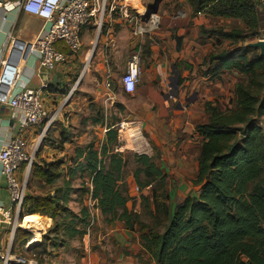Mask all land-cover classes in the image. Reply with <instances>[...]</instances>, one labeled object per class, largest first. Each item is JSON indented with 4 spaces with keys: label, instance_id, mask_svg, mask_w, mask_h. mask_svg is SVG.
Returning a JSON list of instances; mask_svg holds the SVG:
<instances>
[{
    "label": "trees",
    "instance_id": "1",
    "mask_svg": "<svg viewBox=\"0 0 264 264\" xmlns=\"http://www.w3.org/2000/svg\"><path fill=\"white\" fill-rule=\"evenodd\" d=\"M186 1L192 16L243 25L242 29L211 32L218 41L228 42L229 48L213 52L205 60L208 66L219 64L207 75L217 79L224 72L239 73L244 80L235 85L233 110L223 112L206 103L208 122L196 127L203 139L198 176L193 182L199 188L198 196H189L173 208L167 194L168 176L152 156L136 155L133 178L154 221L152 227L143 223L139 213L129 208L124 159L108 153L110 145L123 139L116 125L108 127L102 152L94 145L76 151V160L81 161L75 173L87 176L91 188L86 194L105 223L120 222L127 231L139 232L143 251L156 264H264V57L250 47L260 38L264 1ZM61 164L46 169L34 162L31 172L36 181L54 187L62 178ZM30 187L29 183L27 192ZM68 188L65 184L63 192L58 189L53 195L26 198L23 216L39 215L54 221L36 249L47 250L48 242L55 249L62 245L59 239H83L88 234L91 215L86 208L79 215L68 208ZM26 237L27 243L32 236L27 233Z\"/></svg>",
    "mask_w": 264,
    "mask_h": 264
},
{
    "label": "crops",
    "instance_id": "2",
    "mask_svg": "<svg viewBox=\"0 0 264 264\" xmlns=\"http://www.w3.org/2000/svg\"><path fill=\"white\" fill-rule=\"evenodd\" d=\"M141 1L145 4L146 1L150 3L147 7L149 8L154 7L157 0H154L153 3H151L153 0ZM165 1L169 0L160 1L158 12L161 13V10L166 9V7H164ZM182 5L184 10L182 8L180 10ZM172 7L173 9H179V16L183 15L186 18L189 13L190 17L186 18V20L183 18L182 20H177L175 18H169L166 14L167 12L164 11L167 23L162 29H160L163 20L161 15L159 28L155 31V33L145 35L143 37H135L131 25H129V23L122 18V15L120 14L122 18L120 20L112 18V14L106 17L107 19L105 20L103 26V28H105L104 31L101 30L102 32H98V30H95V38L97 42L95 47H93L94 49L89 51V53H91V57L89 63L90 65L88 66L90 69V80L92 84L85 89H82L86 91V93H89L91 95L90 97L93 98V101L90 102V104L93 103L97 105V107H108L115 99V94L113 92L120 93L121 91V93L128 95L122 88L121 80H119L118 88L114 86V84L112 85L109 81L110 67L111 65H121V60L125 57V65L127 68L128 60L135 49L142 54L143 73L145 79L141 91L144 95H147L152 91H156V89L159 91L175 90L178 93L177 98L179 102H189L191 98L188 96L184 98L183 96L185 91L198 90V92H200L201 101L203 100L207 102V100L209 101V99H211L209 94L210 82L208 81V78H204L203 74L200 76L199 72L200 70H205V66H207L206 70L208 71L211 67L214 68L219 64L215 62L212 66H208V64L205 65V60H207L213 53V47L209 44V42L204 40L206 38L202 35V26L195 28V24H193L197 21L195 19L198 17H208L202 15L192 16L191 7L186 0H177V4H174ZM169 8H171V6H169ZM262 20L264 21V18H262ZM187 26H192L194 28H188ZM92 28L94 29L96 27L89 26L83 31V48L92 42ZM115 28H117V30ZM46 30L47 24L40 18L30 16L19 10L10 9L7 11L0 9V74L1 63L5 59H7L10 66L19 63L21 60L22 74L19 82L11 91L12 95L17 94L24 89L37 90L43 84H47L49 86V89L44 91L42 96L50 112H53L59 108V106L61 107L58 121L48 130V133L39 146L38 143L42 132V126L23 132L22 136L27 139L28 150L31 153L34 152L38 146L35 154L36 164L40 161L41 164L38 165L42 166L43 163L46 162L49 167V165H55L58 163L60 161L59 159L63 157L64 160H62L63 162L59 168V170L62 171L65 169V163L69 161V165H71L72 168H66V171H72V176L68 175L66 177V184L70 186V178L76 176L77 174L79 175V172L75 173V171L77 170L78 162L81 160H76L75 153L77 148H85L82 146V141L85 139L82 137L85 135L81 134V130L83 129V124L87 121V118L84 119V117H86V111L88 110L89 104L82 98H74L70 102L64 103V97L67 93L66 89L71 87L73 76L77 73L76 70L78 69V66L76 59L78 57L76 56V58L72 56L67 50H64L63 47L60 48L64 50L67 56L66 63L51 71V77L48 83H44L39 76L40 65L38 58L31 54L30 47L33 43L45 35ZM146 63L148 64V69H146ZM226 75L228 76L229 73H222L219 78H217L219 82L226 83ZM108 82H110V87H107ZM191 93L193 94L194 92ZM195 95L196 94H193L194 98L196 97ZM193 97L192 99H194ZM158 104L161 106L164 104L169 106L171 102L165 99H160ZM130 118L131 117L128 119ZM94 121L96 124H99L98 120ZM108 127L105 131L103 130L105 133L103 136L104 144H106V133L108 132ZM16 131L17 122L13 118L12 110L8 107L0 105V149L4 148L9 143ZM79 140L82 143H78L77 141ZM73 162L75 164H73ZM23 176L24 171L22 170L20 177L22 178ZM83 179L84 181H89L86 177ZM32 180L29 178L31 187L27 192V197L40 196L41 194L33 191V187H35V185H33ZM42 184L44 185L43 182ZM47 187L50 188L52 186ZM69 199H72L71 196ZM184 200L185 198H183L180 203ZM9 203L10 197L7 191V183L5 178L2 176L0 166V206L7 207L9 206ZM70 210L79 215V212H77L75 208H70ZM90 215L94 214L91 213ZM97 215H101V212L98 209ZM26 218H29L32 223H36L35 221L38 223L40 221L44 226V231H49L50 228L54 226V221L47 217L33 215L26 216ZM103 230L100 234L103 233L106 236L107 233V238L110 237L115 242L117 247L121 246L124 248L125 239L127 240L131 237L129 231L127 232L124 225L120 222H114L111 224L105 223ZM27 233L28 232L21 230L17 232L16 240L11 250L13 258H38L36 257V253L40 251V249H36L37 251L35 252L34 248H26ZM89 234L81 239L83 247L75 244L74 249L67 250V252L72 255L71 261L73 264H125L123 255L119 254L114 257V255H112L111 248L108 249L109 256H107V252L105 250H103L101 257L93 254L87 245L88 240L91 238ZM78 239L79 238H76L70 241H74L76 243L78 242ZM9 240V228L2 226L0 228V247L3 251H6ZM60 247H62V245ZM94 257L98 258L100 262H97ZM11 264L16 263L12 262ZM152 264L156 263L153 262Z\"/></svg>",
    "mask_w": 264,
    "mask_h": 264
},
{
    "label": "rangeland",
    "instance_id": "3",
    "mask_svg": "<svg viewBox=\"0 0 264 264\" xmlns=\"http://www.w3.org/2000/svg\"><path fill=\"white\" fill-rule=\"evenodd\" d=\"M118 1L121 2L122 0ZM153 2L154 0L151 3ZM128 3L132 6V12H134L135 9L143 16L142 18L146 16L148 12L147 7L150 3L146 1L145 4L141 0H129ZM111 4L112 0H108L105 20L107 19L106 17L109 16V8ZM174 4H177V0L165 1L164 7H166V9L161 10V13L157 12L159 17L161 15L163 17L160 29H162L167 23L164 11L167 12L166 14L169 18H175L177 20H182V18L186 20V18L190 17L189 13L186 18L183 15L179 16V9H173L172 7ZM169 6H171V8H169ZM181 8L183 9V5L180 7V10ZM263 14L262 8L260 9V16L262 17ZM111 17L120 20L122 19L120 11L115 12ZM195 20V23H193L195 24L194 27L198 28L199 26H202L201 32L206 38L204 40L209 42V44L213 47L212 52H216L218 54L228 49L229 43L222 39L218 41V37L214 35L212 36L213 33L211 32L232 31L243 28V25L240 22L233 20H214L202 17H198ZM261 25L260 38L258 41L264 40L263 20L261 21ZM187 27L192 29L194 28L192 26ZM115 29L117 30V28ZM95 30H97V28H92V42L84 46L82 52L77 56L78 58L76 57V63L78 66V69L76 70L77 73L73 76L71 87L66 89L67 93L65 94L66 97L70 91L73 90L74 93L68 102L74 98H82L89 104L88 110L86 111V117H84V119L87 118V121L83 124V129L81 130V134L85 135L82 138L85 139L82 141L83 143L80 140L77 142H81L83 147L94 145L96 150L102 152L103 146L105 145L103 139L105 133L103 130L105 131L108 126L116 125V131L118 135L123 137V139L110 145L108 147V153L110 155H120L125 160L124 182L127 185L128 196L130 198L129 208H134L139 213L141 221L147 226L152 227L154 221L152 217L149 216L148 211H146L145 205L141 202V194L137 189L133 178V173L137 168L135 156L147 154L156 159L159 166L168 176L167 194L173 208L178 204H181L180 202L183 198L186 199L189 196H198L199 188L194 187L193 182L198 176V161L203 145V139L196 133V127L208 122V115L205 112L206 103H211L218 109L221 108L220 110L223 112L233 110L235 108L234 86L239 81L244 79L239 73H234L229 74L228 76L226 75V83H221L218 79L213 80L211 74L208 77L206 70L207 66H205L206 69L200 70L199 75L202 76L203 74L204 78H208V81L210 82L209 94L211 99H209V101L207 100V102L203 100L201 101L200 92L195 90L185 91L183 94L184 98L186 96L191 98L189 102H179L177 98L178 93L175 90L159 91L156 89V91H152L149 94L144 95L141 91L145 79L143 73L141 82L135 94L128 96L121 93V91L120 93L113 92L115 94V99L112 104L108 107H97V105L93 103L90 104V102L93 101V98L90 97L91 95L82 90L92 84L90 80V69L87 67V56L89 51L97 42L95 38ZM104 30L105 28H102V31ZM258 41L256 40L251 44ZM137 52L138 50L135 49L133 54H136ZM125 64L126 62L124 57L121 60V65H111L110 67L109 81L117 88L119 86V80H121L120 78H122L126 72ZM145 66L146 69H148L147 63ZM191 92L196 94L195 98ZM192 97L194 99H192ZM160 99L170 101L171 106H167L165 104L161 106L158 104ZM129 117L132 118L131 121H128ZM94 120H98L99 124H96ZM261 122L264 127V120ZM78 149L79 148H77V150ZM59 160V162H63L62 160H64V158L62 157ZM38 164H41V162L39 161ZM65 164V169L60 172L62 174V178L56 186L50 188L44 186L41 181H36L31 172L30 180H32L33 177L32 182L33 185H35V187H33V191L44 196L49 194L53 195L58 189L63 192L64 185L66 184V177L68 175L72 176V171H66V168H72L71 165H69V161ZM73 164L75 163L73 162ZM42 167L47 169L48 166L46 162L43 163ZM81 177L82 175L79 172V175L77 174L76 176L70 178L71 183L68 188V193L69 198L71 196L72 199H68L70 201L68 202V208H75L79 214L86 208L90 211V214H94L96 221L94 228L91 229V233L89 234L91 238L88 240L87 244L91 252L98 257H101L103 250H105L107 252V256H109L108 249L111 248L112 255H114V257L119 254L123 255L125 264H152L154 261L145 255L141 248L139 232H129L131 237L127 240L125 239L124 248L121 246L117 247L115 242L110 237L107 238V233L106 236L103 233L100 234L105 225V220L101 217V215H97L96 203L91 199L90 195L86 194V190L91 188V186H89V181H84ZM61 193L59 194L61 195ZM145 194L146 196L150 195V188L145 190ZM58 220L61 221V219ZM35 222L36 223L33 224L41 230L42 236H40V243H37V245L34 246L36 252V247L42 244L43 236L48 233V230L44 231V226L40 221L38 223L37 221ZM52 228L53 227L50 229ZM52 237L53 236H51V238ZM59 242L62 244V247H60V245L59 247L53 249L50 247L52 243L48 242L47 250L38 251L36 253V257L38 258H33L38 260L39 264H73L71 261L72 255L71 253H68L67 250L74 249L75 244L83 247L82 240L78 239V242L75 243L74 241L59 239ZM40 254H43V256H39ZM94 258L97 262H100L98 258Z\"/></svg>",
    "mask_w": 264,
    "mask_h": 264
},
{
    "label": "built area",
    "instance_id": "4",
    "mask_svg": "<svg viewBox=\"0 0 264 264\" xmlns=\"http://www.w3.org/2000/svg\"><path fill=\"white\" fill-rule=\"evenodd\" d=\"M107 1L3 0L0 1V9L19 10L46 22L45 35L31 45L30 52L38 58L40 67L43 66L52 71L67 61V56L64 51L59 49L60 47L76 57L83 50L82 34L84 29L94 26L98 32H101L105 22ZM128 1L112 0L109 15L120 11L122 18L131 25L135 37L153 34L159 28L160 17L157 14H151L148 20H143V16L137 10L134 9L132 12ZM21 74V60L11 66L7 59L1 63L0 105L12 110L13 118L17 122V131L9 143L0 149L1 173L6 180L10 197L9 206H0V228L2 226L9 228L10 234L6 251L0 247V264H11L12 262L16 264H39L35 258H13L11 250L19 230L32 234V238L26 244L27 249L37 240V233L32 229L24 228L22 225L26 218L23 216L24 203L27 198V187L35 162L36 150L48 130L58 121L61 111L60 106L53 112L48 110L42 96L43 92L49 89L47 84H43L37 90L24 89L12 95L11 91L19 82ZM142 74V56L137 52L128 60L126 72L121 78V85L126 94L133 95L136 93ZM110 86V82H108L107 87ZM73 93L74 91L71 90L65 97L64 103L71 99ZM38 126H42L39 143L34 153H30L27 139L22 136V133ZM22 170L24 176L21 178ZM95 221V216L91 215L90 225L87 228L88 234L94 227Z\"/></svg>",
    "mask_w": 264,
    "mask_h": 264
},
{
    "label": "water",
    "instance_id": "5",
    "mask_svg": "<svg viewBox=\"0 0 264 264\" xmlns=\"http://www.w3.org/2000/svg\"><path fill=\"white\" fill-rule=\"evenodd\" d=\"M160 1L161 0H157L154 7H149L147 9L148 12H147L146 16H144L143 19L147 20L151 16V14H156L158 12ZM250 47L258 49L260 51V55L262 57H264V40H260L254 44H250ZM39 76L41 77V79L44 83H48L50 80V77H51V70L46 68V67L41 66L39 69ZM131 119L132 118L128 119V121H131ZM34 246H36V245L30 246V248H33Z\"/></svg>",
    "mask_w": 264,
    "mask_h": 264
},
{
    "label": "bare ground",
    "instance_id": "6",
    "mask_svg": "<svg viewBox=\"0 0 264 264\" xmlns=\"http://www.w3.org/2000/svg\"><path fill=\"white\" fill-rule=\"evenodd\" d=\"M95 47V46H94ZM94 48H92L93 50ZM90 57H91V53H89L88 57H87V67L89 66V63H90ZM23 227L24 228H29V229H32L34 230L36 233H37V240L34 241L33 245L37 244L40 242V236H41V230H39V228L37 226H35V224H33L29 218H26L23 223H22ZM42 237V236H41Z\"/></svg>",
    "mask_w": 264,
    "mask_h": 264
}]
</instances>
